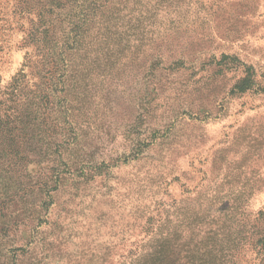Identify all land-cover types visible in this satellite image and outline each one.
<instances>
[{"label": "rangeland", "instance_id": "rangeland-1", "mask_svg": "<svg viewBox=\"0 0 264 264\" xmlns=\"http://www.w3.org/2000/svg\"><path fill=\"white\" fill-rule=\"evenodd\" d=\"M17 6L0 0V92L20 84L0 264H120L131 244L179 251L213 229L256 264L240 233L264 227V0H130L105 26L96 12L45 115Z\"/></svg>", "mask_w": 264, "mask_h": 264}, {"label": "trees", "instance_id": "trees-1", "mask_svg": "<svg viewBox=\"0 0 264 264\" xmlns=\"http://www.w3.org/2000/svg\"><path fill=\"white\" fill-rule=\"evenodd\" d=\"M129 1L18 0L16 12L29 19L23 45L31 44L38 56V76L42 84L29 96L31 98L29 106L34 108L36 113L45 115L54 111L58 106L55 101L58 102L60 94L65 91L64 87L61 90L58 87L67 80L66 77L73 71L72 68H75L71 57L80 58L89 54L90 51L87 50L89 42L86 38L90 35L91 28L88 27V19L94 17L96 12L100 13L99 23L102 26H105V20L109 23L111 19H124L128 15L126 9ZM19 88L20 84L15 80L7 91L0 92L2 155L5 151L9 152V155L10 152L12 155L18 153L16 133L19 119L16 111L7 104L20 98ZM3 144L6 147H1ZM1 158L0 155V162ZM153 232L154 229L149 231L148 235ZM209 234L211 235H205L204 240L195 242L190 240L182 244L179 251L174 250V245L160 237L154 245L131 244L129 247L131 249L121 255L120 264H236L237 254L229 252L225 238H222L216 229L209 231ZM250 235L251 238L247 231L244 234L240 233V241H244L245 245L247 244L245 242L251 240L254 244L256 264H264V227H258Z\"/></svg>", "mask_w": 264, "mask_h": 264}]
</instances>
